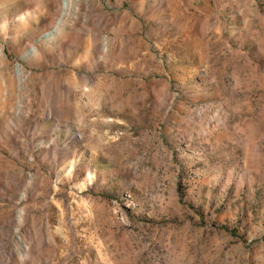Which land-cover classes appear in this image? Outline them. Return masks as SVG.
<instances>
[{
	"label": "rangeland",
	"instance_id": "1",
	"mask_svg": "<svg viewBox=\"0 0 264 264\" xmlns=\"http://www.w3.org/2000/svg\"><path fill=\"white\" fill-rule=\"evenodd\" d=\"M0 264H264V0H0Z\"/></svg>",
	"mask_w": 264,
	"mask_h": 264
}]
</instances>
